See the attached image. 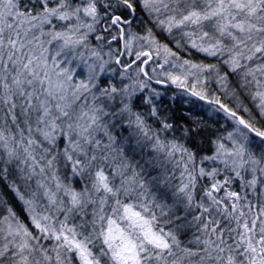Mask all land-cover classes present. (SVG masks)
Wrapping results in <instances>:
<instances>
[{"label":"snow or ice","instance_id":"1","mask_svg":"<svg viewBox=\"0 0 264 264\" xmlns=\"http://www.w3.org/2000/svg\"><path fill=\"white\" fill-rule=\"evenodd\" d=\"M0 264H264V0H0Z\"/></svg>","mask_w":264,"mask_h":264}]
</instances>
